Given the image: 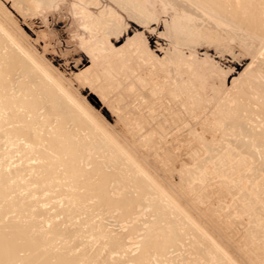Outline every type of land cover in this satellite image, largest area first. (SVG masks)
I'll list each match as a JSON object with an SVG mask.
<instances>
[{"label":"bare ground","instance_id":"1","mask_svg":"<svg viewBox=\"0 0 264 264\" xmlns=\"http://www.w3.org/2000/svg\"><path fill=\"white\" fill-rule=\"evenodd\" d=\"M14 1L22 13L26 11L29 13L31 11L28 12V10L39 7L42 2L50 4L55 0H38L39 2L33 5L31 0ZM78 1L83 4L82 14L86 16L88 25L92 29L96 27L97 30H101L106 35L108 32L117 33L121 31L125 25L122 13L140 26L152 24V21L156 19L152 8L144 0ZM161 1L178 12L177 16L172 19L171 25L169 27L166 25V28L171 29L172 40L178 45H192L198 36L212 35L208 29L206 31L199 29L202 19L197 18H205L201 16V12L199 14L200 9L203 14L209 16V19L214 20V26L213 24L210 25L213 28H216L215 22L221 26L219 29L222 26L223 30L226 29L225 27H230L231 33L226 30L224 32L230 34L232 40L234 38L239 40L235 32H238L239 25L236 28L233 25L234 22H242L245 25L244 27L247 25L250 29L261 26L264 31V17L261 13L253 11L251 6L254 3L256 4L258 0H244V4L242 0H200L203 6V3L206 4L204 7L208 8L207 10L203 9L198 4L199 2L195 4L196 0ZM189 1L190 3H188ZM202 1L204 2L202 3ZM242 4L246 6L242 8ZM257 4L262 6L259 1ZM244 8L245 11L250 10V13L252 11L253 16L250 15L252 18H249V16L240 17V12ZM253 8L256 7L253 5ZM263 9L260 7V10L263 11ZM121 10L122 13H120ZM255 13L258 14L259 20L258 18L256 20ZM233 19H236V21ZM229 21L234 22L231 24ZM241 30L239 33H241ZM216 31L221 33L222 29ZM247 31V33L250 32ZM251 33H253L252 30ZM226 34L224 33V35ZM240 36L242 38V35ZM254 36H257L256 39H258L257 34ZM246 41L245 43H247ZM116 53V57L129 55L128 51ZM169 55L167 56L166 52L167 58L165 59H169ZM262 60L264 59L262 58ZM40 65L42 64L36 60L35 56L6 29H3L0 24V264H206V260L211 259L214 255L216 257L221 249L216 244L213 246L214 242L209 243L208 241L211 239H205L208 237L207 235L204 238L198 223L201 219L196 223V225L199 224V227L194 226L193 221L190 222L192 225L189 223L191 219L188 214H191L193 210L186 209V212L185 208H187L186 204L190 206H193V204L184 202V199L180 197V201L182 199L184 202L183 206L185 205V208H182L183 212L184 210L185 213L190 211L187 214L190 220L184 218L186 215H182L183 212L181 217L177 211L179 207L174 206L172 202L176 201L175 197L172 196V200H169L168 198L171 196L167 197L168 195L162 192L159 193L164 196H159L158 187L155 186L157 182L150 175L151 172L149 173L151 177L147 176L148 173L146 172L145 174L141 173L134 165L136 163L130 153L113 144V140L105 133L102 122L92 116L93 114L89 108L65 92L61 84ZM249 84L246 85L249 86ZM239 88L242 89L240 86ZM185 89L187 90L189 87H181L184 94ZM191 90H193V94L190 95L192 91L190 94L187 92L188 97L183 99V106L190 107L191 104H198L197 91L194 88ZM238 91L237 96H240ZM261 95L263 97L261 100H263L264 94L261 93ZM92 100L95 104H99V100L102 101L100 98L95 97H92ZM241 102L239 101V103ZM237 103H235L234 108H236ZM249 106L247 109L251 110ZM257 107L264 112V101L261 103L262 108ZM230 111L229 108L227 112ZM233 121L235 127L236 125L238 127L242 126V123H238L236 118ZM229 124L231 126L233 123L229 122ZM195 136L197 139L202 140L201 137ZM252 136V141L250 143L247 141L248 145L245 144V141H242L244 138L239 142H243L242 145H246L250 149L251 147L254 149L257 143L258 145L259 143L262 144L264 147V139H259V135L255 133ZM209 137L211 139L210 135ZM150 140H152V136L147 135L140 142L146 148L147 145H151H149ZM207 141L202 140V142H199V149L211 151L212 142ZM236 169L238 171V168ZM190 173V170L187 169L185 179L189 180V176L193 174ZM223 174L226 176V173ZM146 176L153 179L155 185L151 179L152 183L149 182ZM225 176L220 175L223 178ZM232 176L233 174H229L224 179L231 180ZM224 183H227V181ZM252 184L253 182L250 185ZM155 192L158 193L157 196H154ZM175 196L177 197L176 194ZM177 204L181 205L178 202ZM174 207H177V209ZM200 223L202 224V222ZM259 225L261 224L259 223ZM246 229L248 230V228ZM249 229L251 230V228ZM256 229H254V235L250 236L253 242L255 240V251L251 250L249 256L246 254L242 256L240 254L242 252L238 251V255L242 256V258L237 256L238 260L242 259L239 260L241 264H253L251 259L257 260V264H264L263 228L258 230L260 231L259 234ZM204 231H208V229ZM204 231L203 233H206ZM214 231H217V229ZM246 237L249 236L246 235ZM243 241H245V238ZM247 243H249L248 240ZM249 244L252 245V242ZM215 246L216 250H214ZM251 247L253 248V246ZM222 252L220 253L221 256L223 254L226 256ZM221 256L218 260H215V262L217 261L216 264H240L237 259V262H232L231 258L224 256L225 259L228 258L225 260L223 256L221 259ZM228 260L230 263L227 262Z\"/></svg>","mask_w":264,"mask_h":264},{"label":"rangeland","instance_id":"2","mask_svg":"<svg viewBox=\"0 0 264 264\" xmlns=\"http://www.w3.org/2000/svg\"><path fill=\"white\" fill-rule=\"evenodd\" d=\"M39 1L31 0V4H37ZM144 1L152 8L156 21H152V24L149 25H141V27L121 10L125 25L121 31L108 32L107 35L101 30H97L96 27L92 29L88 25L86 16L82 14L83 4L78 0H55L50 4L42 2L39 7L28 10L31 12L27 13L26 11V14L17 8L14 0H0V24L35 56L36 60L42 64L40 66H43L61 84L65 92L89 108L92 116L102 122L104 131L113 140V144L130 153L136 163L134 165L141 173L145 174L146 172L147 176L152 175V178H155L156 185L153 179L146 176L149 182L153 181L154 185L158 187V193L162 192L166 193L167 197L171 196L168 198L169 200H172V196L175 197L176 201L172 202L174 206L179 207V209L174 208L177 209L180 216L185 208L184 202L193 204V206L186 204L185 210L190 209L193 212L188 214L190 211L185 213L184 210L182 215L186 216L183 217L187 220L191 219L189 223L193 221L194 226L201 219L198 222L200 225H198L204 238L208 236L205 239L209 240L210 238L211 240L208 242H214L213 246L216 244L221 249L220 252L217 250L219 252L216 255L217 258L215 255L212 256L214 261L211 258L206 260V264H214L215 260L221 256L222 251L226 256L230 254L227 257L231 258L232 262H239L242 260V256L245 254L249 256L251 250L255 251V240L253 242L250 238L251 235H254V229L257 228L259 234L258 230L263 228L262 235H264V227L261 226H264V147L260 143L259 145L257 143L254 149L253 147L251 149L248 147V149L246 145H242L244 141L248 145L252 141L254 133L259 135V139H264V134H262L264 132V112L257 107H261V103L264 101V99L261 100L263 98L261 93L264 94V60H262V58L264 59V31L261 26L258 27L262 31L258 27L250 29L247 25L244 27L242 22L232 21L236 28L239 25L238 32L235 31L239 40L235 38L232 40V36L224 32L225 30L229 32L230 27H225L226 29L223 30L222 26L221 33L223 34H221L216 31H221L219 29L221 26L215 22L216 28H213L214 20L210 18L212 21H209V16L203 14L200 9L199 14L202 13L201 16L205 18H197L202 19V21L199 20L201 23L199 29L203 31L208 29L212 35L198 36L192 45H178L171 38V29L166 28V25L168 27L171 25L172 19L177 16L178 12L161 0ZM242 1L244 4V0ZM258 1L263 7L257 4ZM258 1H256L257 6L253 2L252 10L261 13L264 17V9L260 10V7L264 8V0ZM196 2H199L198 4L203 9H208L204 7L206 6L204 1H202L204 6L200 0H196L195 4ZM243 4L242 8L246 6ZM253 5L256 8H253ZM242 10L240 17L249 16L252 18L250 17L252 11L250 13V10H247L248 14L245 8ZM257 13H255L256 20ZM233 20L236 21V19ZM229 22L232 24L231 21ZM212 24L213 26H210ZM240 30L241 33H239ZM247 30L250 32L247 33ZM251 30L254 34L251 33ZM256 34L258 39H256L257 36H254ZM259 50L263 53L260 54ZM124 51H128L129 55L126 57L115 56L116 52L123 53ZM175 51L178 53L176 54ZM166 52L167 56L171 54L169 55L171 59H165L167 58ZM174 55L176 56L174 57ZM246 84H249L250 87ZM181 87H189V89H187L188 91L185 89L184 94ZM193 88L198 94V104H191L190 107L183 106V99H186L191 91L190 95L193 94V90H191ZM237 91L240 96H237ZM92 97L100 98L102 101L99 100V104H95ZM239 101H242L243 104ZM235 103H237L236 108H234ZM247 105L251 110L247 109ZM192 106L193 108H191ZM229 108L231 111L227 112ZM235 118L238 123H242V126L236 125L235 127L233 121ZM251 118L252 120H250ZM228 121L233 124L230 126ZM245 132L248 134L247 136ZM207 134L211 136V139ZM147 135L152 136V140H150L151 143L149 142L151 145H147L145 148L140 141ZM195 135L198 138L201 137L202 140L212 142L211 151L199 149V142L202 140L197 139ZM194 140L196 141L194 142ZM241 140L242 143L239 142ZM196 144L199 146L197 147ZM151 146L153 147L151 148ZM222 153L226 154V157ZM208 155L210 156L208 157ZM207 158L210 160L208 161ZM233 166H236L238 171ZM187 169L190 170V174L193 173L190 175L191 179L189 176L191 182L185 179ZM222 173H226V176L229 174L235 176H232L231 180H225L224 178L227 177ZM219 174L225 177H220ZM224 180L229 185L224 183ZM251 182H253L252 185H250ZM157 192L154 196H157ZM160 193L158 195L162 196L163 194ZM178 195L179 200L177 201ZM180 197L184 199V202L182 199L180 201ZM207 229L208 231H204ZM216 229L218 234L217 231H214ZM248 231H251L252 234ZM244 233L249 237H246ZM244 238L245 241H243ZM247 240L249 243L252 242V245L247 243ZM216 246L214 250H216ZM238 251L242 252L239 260ZM215 253L217 254V252ZM203 261L205 262V260ZM251 261L253 264H257V260L251 259ZM227 262L230 263L229 260Z\"/></svg>","mask_w":264,"mask_h":264}]
</instances>
